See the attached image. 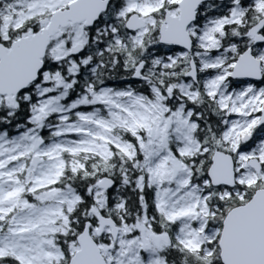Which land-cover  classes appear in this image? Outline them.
I'll use <instances>...</instances> for the list:
<instances>
[{"label": "snow or ice", "instance_id": "1", "mask_svg": "<svg viewBox=\"0 0 264 264\" xmlns=\"http://www.w3.org/2000/svg\"><path fill=\"white\" fill-rule=\"evenodd\" d=\"M0 264H264V0H0Z\"/></svg>", "mask_w": 264, "mask_h": 264}]
</instances>
